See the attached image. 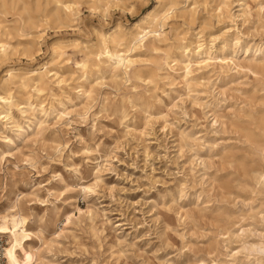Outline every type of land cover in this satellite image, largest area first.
<instances>
[{
	"label": "rangeland",
	"instance_id": "1",
	"mask_svg": "<svg viewBox=\"0 0 264 264\" xmlns=\"http://www.w3.org/2000/svg\"><path fill=\"white\" fill-rule=\"evenodd\" d=\"M56 1L7 0L4 9L0 0L1 39L9 46L0 87L8 70L21 78L46 71L53 95L29 88L17 96L25 115L14 109L15 116L23 126L34 122L20 137L0 108V212L18 200L35 212L34 228L43 219L53 241L46 258L57 264H238L240 242L228 240L227 229L264 244V188L251 173L264 169V154L246 138L258 133L255 118L264 110V79L247 68L260 60L250 63V55L264 51V0H228L224 14L222 0H180L164 28L166 45L178 38L202 44L211 66H198L208 57L195 56L190 85L179 70L157 87L116 81L109 72L84 76L78 63L86 49L69 42L61 55L52 46L79 40L96 48L98 36L118 24L130 36L151 8H163L159 0H107L120 6L105 13L92 0L73 13L66 8L72 0ZM57 10L70 14L67 23L48 17ZM93 85L98 96L82 94ZM136 93L151 97L148 108L122 104ZM64 111L72 114L61 119Z\"/></svg>",
	"mask_w": 264,
	"mask_h": 264
},
{
	"label": "bare ground",
	"instance_id": "2",
	"mask_svg": "<svg viewBox=\"0 0 264 264\" xmlns=\"http://www.w3.org/2000/svg\"><path fill=\"white\" fill-rule=\"evenodd\" d=\"M83 0H72L67 9L73 13L75 5H79ZM123 2H133L134 0H122ZM142 1V0H135ZM1 7L6 9L7 0H2ZM62 4V1H56ZM162 5V9L156 7L151 8L146 15H144L138 22L133 26V33L130 36L122 33V26L118 24L114 31L107 36H98V44L96 48H90L85 46L84 43L79 40H60L52 46L54 54L61 53L63 55L67 49V44L72 42L75 50L86 49L82 52V60L78 63L80 70L84 76L94 74H106L111 73L113 80L119 81H141L147 83L150 86L157 87L158 83L162 79L172 78L176 75L179 70L185 72L186 83L187 78L193 73V59L206 55L208 60L197 61V65L203 69H207L211 66L212 54L211 52L204 50L202 44H195L186 42L185 38H178L171 45H166L168 39L164 34V28L167 25L170 11L175 10L180 5V0H159ZM92 5L97 9H101L102 12H108L114 6H120L118 2H111L107 0H92ZM133 3L129 6L131 7ZM221 13H225L229 9L228 0H222L219 5ZM72 8V9H71ZM124 10H128L125 6ZM131 11V9H130ZM29 17L27 21L32 23L33 16L30 14V10H27ZM48 17L58 25L67 23L70 14L64 17L60 10L48 15ZM1 23H0V64L6 62L8 58L9 46L6 42L1 39ZM125 48V50H123ZM155 53L150 59H135L132 53L135 51ZM198 49V50H197ZM33 48L27 47L24 52L29 56H33ZM250 47L246 50V54L249 57ZM252 58L250 63L254 60H259L255 63L249 64L247 67L249 71L256 75L262 76L264 79V51L258 49L255 54L250 55ZM174 62L175 65H181L179 69H174L170 63ZM221 62H225L222 60ZM235 67L242 69L243 67L235 63ZM149 63L146 66L142 64ZM107 65V66H105ZM141 65V66H140ZM16 69H11L6 72V76L9 77L5 80L0 87V108L1 118L5 120L7 126L17 131V136L20 137L22 134L31 130L34 122L31 120L26 126L21 123V117L15 116L14 109H18L22 115L24 103H20L17 96L20 93L27 94L29 88H33L36 95L41 96L42 94L50 93V81L49 72L35 73L30 78H21L15 75ZM99 85L90 86L88 89H82L83 95L88 98H94L98 96L97 93ZM134 90L137 87L133 88ZM151 97H147L146 93L132 94L130 97L123 96L121 98L122 104L130 103L133 107H145L150 106ZM105 101L107 102L106 98ZM69 103H73L71 98L68 100ZM117 105L111 106L112 109H117ZM103 108H106L103 107ZM109 108V106H108ZM117 111V110H116ZM70 112H61V119L69 117ZM125 114V111L121 112ZM31 117H34L31 114ZM255 126L258 129V133L247 132V141L255 146V148L264 154V110L260 112V116L255 118ZM39 132H44L42 124L39 127ZM12 144L14 141L10 140ZM256 184L261 188H264V169L263 170H252ZM35 212L27 210L17 200L11 204L10 208L0 212V237L6 241L5 256L8 260V264H57L48 260L47 254L52 252L53 241L48 238V229L44 227L45 221L40 219L36 228L32 226V221L35 219ZM57 220V216L55 217ZM225 235L228 236V240H235L240 242L238 251L233 255V258L238 264H264V244L251 243L247 238H243L242 235L233 233L232 230L227 229ZM245 254L244 259H238V254ZM259 254L261 257H255L254 261L250 260L251 255ZM202 264H207L203 262ZM211 264H216L212 261Z\"/></svg>",
	"mask_w": 264,
	"mask_h": 264
},
{
	"label": "built area",
	"instance_id": "3",
	"mask_svg": "<svg viewBox=\"0 0 264 264\" xmlns=\"http://www.w3.org/2000/svg\"><path fill=\"white\" fill-rule=\"evenodd\" d=\"M6 244L5 239L0 237V264H8L5 256Z\"/></svg>",
	"mask_w": 264,
	"mask_h": 264
}]
</instances>
